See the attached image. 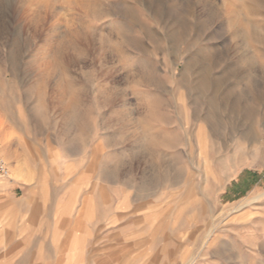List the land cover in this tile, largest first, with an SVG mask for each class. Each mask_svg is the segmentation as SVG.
I'll return each instance as SVG.
<instances>
[{
    "label": "rangeland",
    "instance_id": "rangeland-1",
    "mask_svg": "<svg viewBox=\"0 0 264 264\" xmlns=\"http://www.w3.org/2000/svg\"><path fill=\"white\" fill-rule=\"evenodd\" d=\"M0 158L64 258L264 264V0H0Z\"/></svg>",
    "mask_w": 264,
    "mask_h": 264
},
{
    "label": "crops",
    "instance_id": "crops-1",
    "mask_svg": "<svg viewBox=\"0 0 264 264\" xmlns=\"http://www.w3.org/2000/svg\"><path fill=\"white\" fill-rule=\"evenodd\" d=\"M13 185L11 183L0 188V264H44V262L48 264L46 257L45 259L33 257L31 256L33 253L54 255L56 260L57 254L60 253L61 264H79L82 255L77 244L70 241L65 258L61 253L62 243L57 240V231L59 228L62 231L59 227L62 218L58 221L57 215H54L49 220L42 209L37 212L38 208H42L41 205L33 207L25 204L23 209H17L16 194L11 187ZM28 198L25 196V200L30 205L31 198ZM34 208L35 213L32 211Z\"/></svg>",
    "mask_w": 264,
    "mask_h": 264
},
{
    "label": "built area",
    "instance_id": "built-area-1",
    "mask_svg": "<svg viewBox=\"0 0 264 264\" xmlns=\"http://www.w3.org/2000/svg\"><path fill=\"white\" fill-rule=\"evenodd\" d=\"M9 177V171L5 162L0 158V180H6Z\"/></svg>",
    "mask_w": 264,
    "mask_h": 264
},
{
    "label": "bare ground",
    "instance_id": "bare-ground-1",
    "mask_svg": "<svg viewBox=\"0 0 264 264\" xmlns=\"http://www.w3.org/2000/svg\"><path fill=\"white\" fill-rule=\"evenodd\" d=\"M90 40V39H89ZM257 43V42H256ZM215 91V90H214ZM258 141V140H257ZM17 175V174H16Z\"/></svg>",
    "mask_w": 264,
    "mask_h": 264
}]
</instances>
